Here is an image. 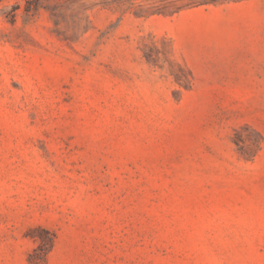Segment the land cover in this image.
Listing matches in <instances>:
<instances>
[{
	"label": "rangeland",
	"instance_id": "1",
	"mask_svg": "<svg viewBox=\"0 0 264 264\" xmlns=\"http://www.w3.org/2000/svg\"><path fill=\"white\" fill-rule=\"evenodd\" d=\"M26 7L0 2V264H264V0Z\"/></svg>",
	"mask_w": 264,
	"mask_h": 264
},
{
	"label": "trees",
	"instance_id": "2",
	"mask_svg": "<svg viewBox=\"0 0 264 264\" xmlns=\"http://www.w3.org/2000/svg\"><path fill=\"white\" fill-rule=\"evenodd\" d=\"M3 0H0V2H2ZM37 0H26V4H27V7H26V11H29L31 9V6L36 4ZM14 10H16V8H14L11 12V17L13 18L14 17Z\"/></svg>",
	"mask_w": 264,
	"mask_h": 264
}]
</instances>
